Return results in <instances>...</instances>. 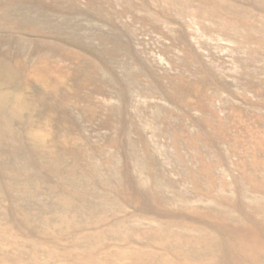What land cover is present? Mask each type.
<instances>
[{
	"label": "rangeland",
	"instance_id": "obj_1",
	"mask_svg": "<svg viewBox=\"0 0 264 264\" xmlns=\"http://www.w3.org/2000/svg\"><path fill=\"white\" fill-rule=\"evenodd\" d=\"M0 264H264V0H0Z\"/></svg>",
	"mask_w": 264,
	"mask_h": 264
}]
</instances>
